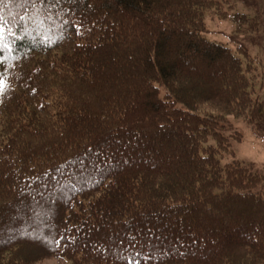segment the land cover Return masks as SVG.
<instances>
[{"label":"trees","instance_id":"trees-1","mask_svg":"<svg viewBox=\"0 0 264 264\" xmlns=\"http://www.w3.org/2000/svg\"><path fill=\"white\" fill-rule=\"evenodd\" d=\"M234 1L0 0V264H264V169L234 150L261 63L207 36Z\"/></svg>","mask_w":264,"mask_h":264},{"label":"rangeland","instance_id":"rangeland-1","mask_svg":"<svg viewBox=\"0 0 264 264\" xmlns=\"http://www.w3.org/2000/svg\"><path fill=\"white\" fill-rule=\"evenodd\" d=\"M263 2V0H262ZM243 5L240 1H234L231 5V10L227 9V16L217 15L215 10H211L210 13L207 12L206 22H207V36L211 39L221 40L228 45L237 46L240 45L241 48L247 46L252 54L256 58L257 62H260L257 71L258 76L255 79L254 91L260 96H264V27L255 33H239L235 32L236 26L232 21L229 20V16L234 14V12H246L248 14H253L255 9H249ZM261 2L259 3V8ZM261 14H263L261 12ZM262 65V66H261ZM243 131V140L236 143L234 146L235 157L242 160L245 164L253 166L255 170L264 169V133L258 134L254 132L248 124L243 120H240L236 124ZM229 158V157H228ZM36 264H70L69 261L60 257L46 258L42 259Z\"/></svg>","mask_w":264,"mask_h":264},{"label":"snow or ice","instance_id":"snow-or-ice-1","mask_svg":"<svg viewBox=\"0 0 264 264\" xmlns=\"http://www.w3.org/2000/svg\"><path fill=\"white\" fill-rule=\"evenodd\" d=\"M41 2H43V0H41ZM6 31L7 29L5 27L4 21L2 18H0V51L9 48V45L5 42ZM12 35L15 36V33H13ZM2 60L3 57L0 56V62H2ZM5 86H6V81L2 78V76H0V90H3ZM53 243H55V241H53Z\"/></svg>","mask_w":264,"mask_h":264}]
</instances>
